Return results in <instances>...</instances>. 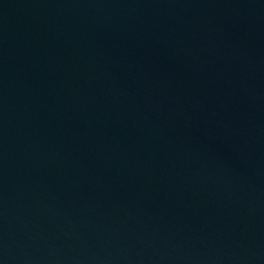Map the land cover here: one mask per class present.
<instances>
[{
	"label": "water",
	"instance_id": "obj_1",
	"mask_svg": "<svg viewBox=\"0 0 264 264\" xmlns=\"http://www.w3.org/2000/svg\"><path fill=\"white\" fill-rule=\"evenodd\" d=\"M0 264H264V0H0Z\"/></svg>",
	"mask_w": 264,
	"mask_h": 264
}]
</instances>
